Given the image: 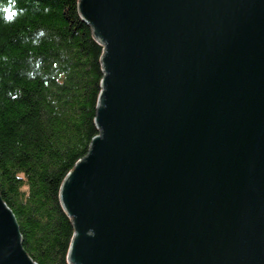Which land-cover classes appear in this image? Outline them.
Listing matches in <instances>:
<instances>
[{"label": "water", "instance_id": "1", "mask_svg": "<svg viewBox=\"0 0 264 264\" xmlns=\"http://www.w3.org/2000/svg\"><path fill=\"white\" fill-rule=\"evenodd\" d=\"M104 45L70 264H264V0H80ZM0 264H36L0 194Z\"/></svg>", "mask_w": 264, "mask_h": 264}, {"label": "trees", "instance_id": "2", "mask_svg": "<svg viewBox=\"0 0 264 264\" xmlns=\"http://www.w3.org/2000/svg\"><path fill=\"white\" fill-rule=\"evenodd\" d=\"M0 194L36 264H70L62 184L88 155L104 45L80 0H0Z\"/></svg>", "mask_w": 264, "mask_h": 264}, {"label": "clouds", "instance_id": "3", "mask_svg": "<svg viewBox=\"0 0 264 264\" xmlns=\"http://www.w3.org/2000/svg\"><path fill=\"white\" fill-rule=\"evenodd\" d=\"M8 6H5L2 2H0V10L4 12L7 9Z\"/></svg>", "mask_w": 264, "mask_h": 264}]
</instances>
